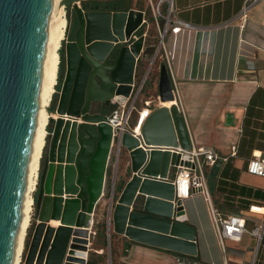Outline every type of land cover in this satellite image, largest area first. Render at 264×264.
Instances as JSON below:
<instances>
[{"label":"water","instance_id":"1","mask_svg":"<svg viewBox=\"0 0 264 264\" xmlns=\"http://www.w3.org/2000/svg\"><path fill=\"white\" fill-rule=\"evenodd\" d=\"M80 1L63 0L74 7L79 28L66 42L67 74L57 105L49 108L59 117L52 120L40 168L39 220L26 264H63L66 253L65 264L85 262L81 257L104 195L112 151L113 130L103 107L115 94L130 95L145 42L142 12L109 6L89 10ZM51 5L52 0H0V264L13 263ZM174 99L171 84L162 100ZM142 133L155 148L147 153L136 137L123 135L132 177L114 205L112 197L109 222L133 241L196 256V229L185 222L175 185L153 178H174L171 165L180 161V155L158 146L191 148L177 104L153 112Z\"/></svg>","mask_w":264,"mask_h":264},{"label":"crops","instance_id":"2","mask_svg":"<svg viewBox=\"0 0 264 264\" xmlns=\"http://www.w3.org/2000/svg\"><path fill=\"white\" fill-rule=\"evenodd\" d=\"M245 1L173 0L174 20L189 24L171 27L165 41L177 94L173 103H164L162 97L158 99V85L154 83L151 95L141 94L139 108L144 100L152 101V113L178 103L191 148L205 146L220 156L205 168L214 204L225 215L245 216L248 228H252L259 215L251 213L249 206L264 201V177L247 172L254 152L264 156V0L253 4L243 24L238 15ZM147 71V67L140 65L138 82ZM113 156L112 152L104 195L94 214L98 234L102 216L109 215L112 197L113 205L116 203L115 192L108 189L112 178L114 183L110 173ZM131 177L132 172L128 175L124 169L117 176L120 190L117 196ZM183 204L185 222L196 229V256L133 241L125 234L116 233L113 222L107 221L113 232L108 237L114 264H263L259 253L264 239L259 243L250 233H245L240 241L226 239L222 244L205 197L194 194ZM96 237L92 249L102 255L105 246L94 248ZM109 258L112 264L111 255Z\"/></svg>","mask_w":264,"mask_h":264},{"label":"built area","instance_id":"3","mask_svg":"<svg viewBox=\"0 0 264 264\" xmlns=\"http://www.w3.org/2000/svg\"><path fill=\"white\" fill-rule=\"evenodd\" d=\"M258 0H246L245 4L239 13L238 17L240 21L244 24L248 20V15L250 8ZM171 9L173 10V0H171ZM176 26L188 27L189 24L181 21L174 20ZM168 29L165 30V35L168 33ZM164 37V36H163ZM145 43L141 52L140 57L144 52ZM162 48H159L153 57L152 63L154 64L160 54ZM164 53L166 55L167 61L170 66V58L166 48V44H163ZM140 57L137 58L136 70L134 83L132 84L131 92L129 96L117 95L115 94L111 98V105L114 107L110 113L107 114L108 123L111 125L113 130V142H112V152L119 156L123 152V146L121 144L122 137L125 133H130L136 137L140 146L149 153L155 146L147 145L144 142V137L142 129L147 119L152 113V101L144 100V104L139 108V102L141 94L143 93L147 75L141 81H137L136 75L140 67ZM174 97H176V91L173 88ZM177 103V102H176ZM178 105V103H177ZM81 122V121H79ZM161 150L170 149L173 153L180 155V161L177 164L171 165V170L174 171L175 177L171 178L170 175L166 178L153 177L164 181H172L176 187V199L180 198L183 201L194 194H202L208 205L211 221L214 230L219 238V241L224 244L226 239H233L235 241H240L245 233H250L254 236L259 243L262 242L264 238V201L253 202L249 206V211L253 214L259 215V221L252 228L247 226V218L243 215H225L218 207L214 204L211 193L207 183L205 168L208 165H213L217 159L220 157L213 149L200 146L197 148H190L186 150L181 146L178 147H166L158 146ZM232 154H236V149L234 148ZM227 159V158H223ZM111 162V158H110ZM109 162V164H110ZM247 172L264 177V156L261 152H254L252 158H250L247 165ZM117 173L114 176V180L117 179ZM95 214V213H94ZM93 214V222L89 228V235L87 237L88 244H86V250L83 251L86 256L81 257L85 260L84 263L76 264H90V254L92 251L93 239L98 235L97 229L95 228ZM70 248H68L69 250ZM95 252H98L95 250ZM68 253L65 255L63 264L67 262ZM26 263V262H25Z\"/></svg>","mask_w":264,"mask_h":264},{"label":"rangeland","instance_id":"4","mask_svg":"<svg viewBox=\"0 0 264 264\" xmlns=\"http://www.w3.org/2000/svg\"><path fill=\"white\" fill-rule=\"evenodd\" d=\"M80 5L87 6L89 9L96 10L99 8H105L107 6L111 7L112 9H118V8H128V10H134L135 13L142 12L144 14V29L142 34L145 37V48L143 52V59L140 60V65L143 67L148 68V75L145 85V90L143 91V94L145 95H151L150 91L153 88V84L157 83L158 85V93L159 97L164 96L166 90L168 89V86L172 84L173 87V78L170 72V66L167 61L166 55L164 53L163 44L166 41L165 30L175 25L174 18H173V10L171 9V0H81ZM66 8V14L65 19L67 23V30L65 33V39L62 43L60 51L65 53V47H66V40L69 36V29L72 27L76 20V12L73 6H65ZM163 21V24H162ZM164 36V37H163ZM159 48L161 49L160 54L157 57V61L153 64L152 59L155 56V53ZM64 58V55H63ZM66 59V57H65ZM60 62H61V54H60ZM59 62V64H60ZM60 70V66H59ZM58 83L60 82L59 76H58ZM57 83V84H58ZM56 93L53 96L52 102L50 106H56V104L59 101V95L57 90V85L55 89ZM162 100V99H161ZM113 109V106L107 107L106 113H110ZM51 114H53L51 112ZM53 116V115H52ZM56 118H52L50 116V122L48 126V136L46 141V149L43 153V159L41 160V169L44 165L45 157L48 155L49 146L51 142V132L50 130H53L54 128V121ZM130 158L126 154L125 151H123L119 156L117 155V152L113 156V162L111 165L110 173L111 177H114L117 173L118 176L121 175V172L126 171V173L129 175L131 174V167H130ZM40 174V173H39ZM116 181V180H114ZM114 188L112 189V187ZM109 192L114 191L116 200L118 198L117 194L119 193V182L117 181L113 183V178L109 183ZM38 191L37 190L33 194L34 202H35V196ZM39 220L38 212L36 210V204H34V209L32 212V218H31V225L28 229L25 244H24V252L22 256V264H24V261L26 260L27 253L29 251L33 235L35 232L36 224ZM109 221V215L107 213H104V216H102V221L99 225V234L95 239L94 248H98L100 246L104 247V253L102 255H98V253L92 251L91 252V261L93 263H100V264H110V255L112 259V264H114L115 256L112 255V246L110 244L111 239L108 237L109 234H113L112 230L109 229L110 225L106 222ZM106 224V226H105ZM112 229V228H111ZM264 239V238H263ZM107 240V242H105ZM262 246L260 248L259 253V259L264 264V240L262 242ZM26 245V247H25ZM93 246V245H92ZM114 260V261H113Z\"/></svg>","mask_w":264,"mask_h":264},{"label":"bare ground","instance_id":"5","mask_svg":"<svg viewBox=\"0 0 264 264\" xmlns=\"http://www.w3.org/2000/svg\"><path fill=\"white\" fill-rule=\"evenodd\" d=\"M65 14L66 8L63 4V0H52L41 73L38 110L27 165L21 216L17 230L12 264H22L23 262L22 256L25 239L31 225L32 212L34 209L33 194L37 190L41 160L46 146V139L49 134L48 126L50 116L56 119L59 117L57 112H52L53 114H51L49 108L55 94L59 73L60 49L67 30ZM172 101L173 100H167L163 102L173 103ZM56 223L60 225L59 220L51 221L52 225L58 226ZM24 264H26L25 261Z\"/></svg>","mask_w":264,"mask_h":264},{"label":"flooded vegetation","instance_id":"6","mask_svg":"<svg viewBox=\"0 0 264 264\" xmlns=\"http://www.w3.org/2000/svg\"><path fill=\"white\" fill-rule=\"evenodd\" d=\"M88 8V7H87ZM89 9V8H88ZM100 9H102V8H99L98 10H100ZM89 10H92V9H89ZM79 28V20H78V17H77V14H76V20H75V23H74V25L72 26V27H70V29H69V36H68V39L66 40V42H68L69 40H73L74 39V34H75V31L77 30ZM64 55V60H63V63L61 64V66H60V64H59V66H60V70H59V73H58V76H59V79H60V82H59V84H58V94L59 95H57V96H59V98H60V95H61V91H62V89H63V85H64V80H65V77H66V74H67V61H66V59H65V53L63 54ZM58 83V82H57ZM55 93H56V91H55ZM57 105V104H56ZM110 106H112L111 104L109 105V106H107V107H110ZM107 107L106 106H104L103 107V111H107ZM114 108V107H113ZM108 114V113H107ZM43 157V156H42ZM44 163H45V161H44ZM39 180V179H38ZM38 186V185H37ZM38 194H39V189H38V191H37V194H36V203H37V200H38ZM34 204H35V202H34ZM36 210H37V204H36Z\"/></svg>","mask_w":264,"mask_h":264},{"label":"trees","instance_id":"7","mask_svg":"<svg viewBox=\"0 0 264 264\" xmlns=\"http://www.w3.org/2000/svg\"><path fill=\"white\" fill-rule=\"evenodd\" d=\"M115 10H127V9H125V8H118V9H115ZM162 24H163V21H162ZM60 54H61V62H60V66H61V64L63 63V52L62 51H60ZM59 84V83H58ZM58 84H57V89H58ZM52 130H50V132H51ZM35 204H36V196H35ZM90 264H94L91 260H90Z\"/></svg>","mask_w":264,"mask_h":264}]
</instances>
